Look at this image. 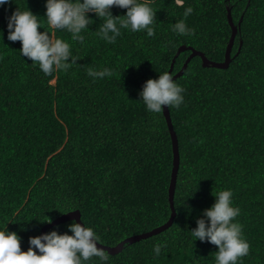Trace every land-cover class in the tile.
I'll list each match as a JSON object with an SVG mask.
<instances>
[{
    "label": "trees",
    "instance_id": "1",
    "mask_svg": "<svg viewBox=\"0 0 264 264\" xmlns=\"http://www.w3.org/2000/svg\"><path fill=\"white\" fill-rule=\"evenodd\" d=\"M17 5L43 15L45 2L0 5V223L21 237V250L30 236L75 210L107 246L169 221L171 133L163 106L159 113L147 111L139 91L172 63V76L180 71L192 51L177 55L181 46L223 61L232 34L230 9L240 24L229 66H204L195 55L175 79L184 100L168 107L180 158L173 222L118 253L105 250V264H213L217 246L193 242L187 229L214 202L212 190L221 188L232 189L240 209L234 219L250 244L238 264H264V0H183L180 6L154 0V34L121 29L112 43L95 35L102 20L89 12L93 23L84 30L83 45L71 42L78 64L48 76L20 55L19 40H7V17ZM188 5L193 11L183 17ZM181 18L191 34L172 31ZM104 66L112 69L110 77L93 80L87 74L89 67ZM71 221L46 231L70 232ZM160 240L166 246L154 256L152 245Z\"/></svg>",
    "mask_w": 264,
    "mask_h": 264
},
{
    "label": "clouds",
    "instance_id": "2",
    "mask_svg": "<svg viewBox=\"0 0 264 264\" xmlns=\"http://www.w3.org/2000/svg\"><path fill=\"white\" fill-rule=\"evenodd\" d=\"M9 0H0L6 5ZM43 15L34 13L28 6L17 7L7 17V40L20 41L19 53L30 58L31 63L48 76L57 68L66 69L78 64L80 56L72 51V43L83 45L84 30L93 23L89 12L95 13L102 22L93 30L95 35L107 42H115L121 29L136 32L144 30L151 37L154 34L156 8L154 0H44ZM177 6L183 0H175ZM126 9L122 15H113L112 7ZM191 5L183 8V17L191 14ZM45 17L39 20L38 17ZM46 23V26H45ZM43 26V30H38ZM172 31L186 35L192 29L187 27L183 18L175 20ZM60 30L69 34V39L56 35ZM3 33V30H0ZM4 41V40H3ZM232 52V51H231ZM71 57V60L68 58ZM232 60V57H231ZM87 74L93 78L112 75L110 67H89ZM184 88L168 71L159 72L155 78L144 81L139 91L145 109L159 113L162 106L179 107L184 100ZM215 200L211 206L202 209V215L196 217V225L187 229L193 242L205 239L217 246L213 264H238L241 257L249 253L250 244L242 231V224L234 218L240 209L232 202V189L212 190ZM35 217V216H33ZM41 220V219H39ZM50 219H42L48 221ZM8 223H0V264H89L91 258H97L94 264H105L109 260L107 252L98 246L100 236L94 228L83 221L73 219L67 228L70 232H59L56 228L29 237V246L21 250V237L9 230ZM166 241L160 240L152 245L154 256H159Z\"/></svg>",
    "mask_w": 264,
    "mask_h": 264
},
{
    "label": "water",
    "instance_id": "3",
    "mask_svg": "<svg viewBox=\"0 0 264 264\" xmlns=\"http://www.w3.org/2000/svg\"><path fill=\"white\" fill-rule=\"evenodd\" d=\"M228 19H229V23H230L231 28H232V34H231V37H230V41H229V43L227 45V49H226V53H225V59L223 61H221V62H215V61H212L209 58H207V56L203 52L195 50L193 47L181 46L179 48V50H178L177 55L182 50H185L187 48L191 49L192 51H191L190 56L187 58L186 62L184 63V65L180 69V71L177 72L175 75H173L174 79L178 78L179 76H181L183 74L185 68L187 67V65L189 63V61L195 55H199V56L202 57L204 66H213V67H217V68H225V67L229 66V64L231 62V51H232V47H233V44H234V40H235L237 31H238V28H239L238 26H239L240 22H239L238 25H235V23H234V21L232 19V16H231L230 9H228ZM240 49L238 50V52L235 55H237L240 52ZM172 68H173V63L171 65V68L168 71L170 74L172 72ZM163 113H164V115L166 117V120H167V124H168L169 130H170V133H171L172 145H173V170H172L171 181H170V185H169V200H170V204H171V208H172V215H171V217H170V219H169V221L167 223L159 226L158 228H155L154 230H151L149 232H145V233H142V234L129 236V237L125 238L124 240H122L121 242H119L115 246H107V245L98 243V246H102L104 250L108 251L111 254H115V253H118V252L122 251V249H123V247H124V245L126 243H133L135 241L147 238L149 236H152V235L164 230L165 228L169 227L172 224V222H173V218L175 216V210H174V207H173V199H174L177 172H178V168H179V160H180V158H179L178 139H177L176 133H175V131L173 129V125H172L170 114H169V109H168L167 106H163ZM73 219H75L76 222L82 223L81 222V212L79 210H75V211L68 212L66 214L61 215L60 217L55 219L53 222H51V223L47 224L46 226H44L42 228L41 233L45 232L46 228L51 227L54 224H58L60 222H65V221H70V220H73Z\"/></svg>",
    "mask_w": 264,
    "mask_h": 264
}]
</instances>
